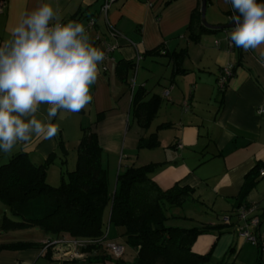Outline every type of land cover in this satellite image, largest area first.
Returning a JSON list of instances; mask_svg holds the SVG:
<instances>
[{
	"label": "crops",
	"instance_id": "1",
	"mask_svg": "<svg viewBox=\"0 0 264 264\" xmlns=\"http://www.w3.org/2000/svg\"><path fill=\"white\" fill-rule=\"evenodd\" d=\"M0 15V45L9 39L22 13L33 11L39 4H50L61 23H85L91 16L96 26L89 33L90 43L103 50L102 42L115 45L111 60L98 65L99 74L90 86L93 100L79 112L61 110L51 123L59 132L51 140L33 136L27 143H17L9 153L0 151V165L18 154H26L34 165H41L54 153L47 170V183L60 184L61 175L72 171L82 130L88 129L97 138L101 149V165L109 182L120 165L142 167L158 164L152 181L166 191L175 184L193 189L194 201L169 212L180 228L217 225L222 215H230V226L216 238L212 231L197 237L192 252L209 255L205 264H264V218L255 231L258 244L251 245L238 235L234 200L239 195L244 177L257 164H264V67L258 63L264 45L245 51L233 44L229 48L232 29L203 34L197 43L188 39L186 28L195 0H117L107 14L108 28L99 15L103 0H4ZM168 3V4H167ZM201 9V2H200ZM225 0H206L205 21L209 26L231 24L232 11ZM52 21L51 23H55ZM113 32L115 36L113 35ZM100 37V42L94 38ZM162 48L161 56L143 57L134 71L126 76L127 84L116 72L120 61L136 62L137 55ZM183 52V73L171 78L175 70L166 53ZM106 66V71H102ZM234 67V74L225 89H217V80L225 67ZM161 99L159 111L148 130H142L131 117L128 82ZM164 91L168 96L163 97ZM47 104L40 105L36 118L47 123ZM261 111L259 114L258 112ZM160 118V119H159ZM160 125L168 128L156 131ZM156 134L159 148L138 150L137 143ZM111 182V183H112ZM113 185V183H112ZM245 201L255 206V214H264V178L249 192ZM0 212L6 213L3 207ZM2 216V217H3ZM175 226V225H173ZM109 237L118 239L121 230L114 229ZM118 234H114V233ZM6 233V232H3ZM0 233V245L36 243L39 247L0 251V264H117L115 261L61 262L43 250L50 236L41 240H25ZM130 259L122 258L125 263Z\"/></svg>",
	"mask_w": 264,
	"mask_h": 264
},
{
	"label": "trees",
	"instance_id": "2",
	"mask_svg": "<svg viewBox=\"0 0 264 264\" xmlns=\"http://www.w3.org/2000/svg\"><path fill=\"white\" fill-rule=\"evenodd\" d=\"M195 1L197 7L192 11L186 28L188 39L193 43H197L203 34L219 32L202 25L201 0ZM257 2L264 3V0ZM228 15L239 14L232 9ZM161 50L157 48L139 56H161ZM183 55L182 51L163 55L175 67L171 78L184 72L181 68ZM136 66L137 62H118L116 72L119 80L127 84V73L134 71ZM231 73L233 76L234 67ZM132 80L128 82L131 117L139 128L148 130L159 111L161 99L154 95L145 100L144 88H137L135 84L132 86ZM166 128L167 125H160L156 131ZM157 148L159 143L156 134L140 139L137 143L138 150ZM53 157L54 153L37 166L31 163L26 154H18L0 165V205L10 215L8 217L4 213L0 231L7 233L38 228L50 236L47 241L64 238L94 242L85 249L88 257L84 261L100 259L103 262L114 260L117 264H127L122 261L125 246L118 243V239L108 236L114 228L121 230L118 238L123 239L126 247L134 251L133 259L128 264H205L209 261V255H196L191 250L195 240L212 231L216 232L217 238L223 234V229L231 225L230 222H222L223 217L230 219V215H222L219 224L213 226L185 229L170 225L169 221L177 218L169 215V212L183 208L195 199L193 189L179 184L162 191L151 178L160 168L158 164L142 167L120 165L109 189L107 172L101 165V149L96 136L88 129L82 130L74 169L61 175L57 187L50 186L46 180ZM261 170H264V164H257L244 177L240 193L234 200L235 215L238 208L250 205L245 199L258 181L264 178L259 176ZM258 218L260 222L264 214ZM107 243L121 245L124 249L122 257L113 258L105 248ZM39 246L36 243H10L0 245V251Z\"/></svg>",
	"mask_w": 264,
	"mask_h": 264
},
{
	"label": "clouds",
	"instance_id": "3",
	"mask_svg": "<svg viewBox=\"0 0 264 264\" xmlns=\"http://www.w3.org/2000/svg\"><path fill=\"white\" fill-rule=\"evenodd\" d=\"M239 15L231 42L248 51L264 45V3L225 0ZM61 18L50 4L22 13L0 45V151L9 153L33 136L51 140L59 128L51 121L61 110L79 112L93 100L104 51L90 43L83 23ZM52 21H56L54 24ZM258 63L264 67V52ZM47 104V123L36 118Z\"/></svg>",
	"mask_w": 264,
	"mask_h": 264
},
{
	"label": "built area",
	"instance_id": "4",
	"mask_svg": "<svg viewBox=\"0 0 264 264\" xmlns=\"http://www.w3.org/2000/svg\"><path fill=\"white\" fill-rule=\"evenodd\" d=\"M117 0H103L102 5L99 9V15H101L108 28L113 30L112 27L108 24L107 14L111 8V6ZM5 10V1L0 0V15L3 14ZM235 23V22H234ZM84 26L86 28V32L89 35L90 31L94 29L96 26V18L94 16L88 17L85 20ZM236 27V26H235ZM234 27V28H235ZM232 28V30H234ZM113 35L115 36L114 32ZM95 42H100V37L96 36L94 38ZM229 48L233 47V43L229 40ZM103 50L105 53V60L103 62H107L111 60V54L117 49L115 45H109L102 42ZM141 60V57L137 55L136 62L138 63ZM232 67H225L222 69L221 74L217 80V89L219 91H223L226 87L227 81L232 76L231 73ZM102 71H106V66H102ZM132 86L134 85V79L131 81ZM168 96V91H164L163 97ZM259 114L261 111L258 112ZM260 177H264V170L259 172ZM236 218L238 221L237 232L240 237H242L245 241L250 243L251 245H257V237L255 235V231L259 227V218L255 215V206L250 204L247 206H242L238 208L236 211ZM222 222L229 224L230 219L229 217H223ZM94 242H86L80 240H69L64 238H59L55 240L45 241L43 244V250H49L51 253V258L55 261L61 262H73V261H84L88 254L86 253L87 246L93 244ZM105 248L109 251L113 258L119 259L122 257L124 249L121 245L116 243H107Z\"/></svg>",
	"mask_w": 264,
	"mask_h": 264
},
{
	"label": "rangeland",
	"instance_id": "5",
	"mask_svg": "<svg viewBox=\"0 0 264 264\" xmlns=\"http://www.w3.org/2000/svg\"><path fill=\"white\" fill-rule=\"evenodd\" d=\"M113 180H114V177H112V181ZM112 181L109 182V189L112 188V183H114ZM0 207H3V206L0 205ZM177 210L178 209H172L171 211H177ZM2 216H3V213L0 212V226H1ZM6 216L10 217V215L7 212H6ZM173 225H175V226H182L183 224H181L180 222H177V223L174 222ZM113 232H114V230L111 229L112 235H113ZM0 233H1L2 237H3V241L2 242H6V241H4V240H7L4 237L6 235V233H3L2 231H0ZM114 234H118V233L115 232ZM8 236L10 238H12V237H15L16 238L17 237V238H20V239L36 240L37 241V240H41L42 238H44L45 234H43L42 231H40L38 228H31V229H25V230H22V231L9 232L8 233ZM117 242L125 246V255L123 257L124 259H130L131 257L134 256V251H132V250H130L129 248L126 247V245L123 242V239L118 238Z\"/></svg>",
	"mask_w": 264,
	"mask_h": 264
},
{
	"label": "water",
	"instance_id": "6",
	"mask_svg": "<svg viewBox=\"0 0 264 264\" xmlns=\"http://www.w3.org/2000/svg\"><path fill=\"white\" fill-rule=\"evenodd\" d=\"M200 12H201V23L207 29H213V30H221L222 29V30H224V29H232V28H234L236 26L235 23H231L230 25L221 26V27H212V26H209L206 23V21H205L206 0H201V9H200Z\"/></svg>",
	"mask_w": 264,
	"mask_h": 264
}]
</instances>
